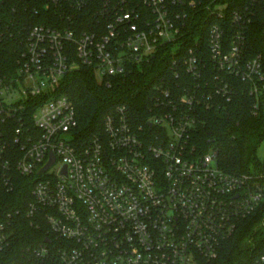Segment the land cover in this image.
<instances>
[{
	"label": "built area",
	"instance_id": "1",
	"mask_svg": "<svg viewBox=\"0 0 264 264\" xmlns=\"http://www.w3.org/2000/svg\"><path fill=\"white\" fill-rule=\"evenodd\" d=\"M88 18L63 15L54 25L28 29L16 74L0 78V188L18 173L33 180L28 213L44 220L43 241L27 264H207L241 220L264 206L262 166L242 174L218 165V151L193 144L199 109L221 108L237 96L221 73L249 84L257 114L264 93L259 58L244 61L243 35L227 42L220 22L241 24L221 0H44ZM203 6L208 51L196 41L182 55L190 8ZM170 47L175 86L156 85L146 126L126 105L103 122L100 135L78 136L72 101L58 93L62 78L88 67L108 86L134 65ZM208 63L210 64L208 66ZM208 66V67H207ZM46 100L39 103V98ZM151 123V124H149ZM46 171L40 173L51 161ZM10 237L0 231V264ZM264 264V256L261 258ZM10 261L8 264H15Z\"/></svg>",
	"mask_w": 264,
	"mask_h": 264
},
{
	"label": "trees",
	"instance_id": "2",
	"mask_svg": "<svg viewBox=\"0 0 264 264\" xmlns=\"http://www.w3.org/2000/svg\"><path fill=\"white\" fill-rule=\"evenodd\" d=\"M221 1L227 2L228 9L237 11L242 17L240 25L230 20L220 22L227 42L234 41L236 28L240 26L243 59L259 58L264 74V0ZM44 3V0H0V78L7 79L16 74L30 27L62 24L63 15L76 14L85 20L89 15L87 8L80 12L68 5L47 9ZM188 12V36L181 53L183 55L198 41L205 49L206 58L210 26L219 22L210 17L203 6L190 8ZM176 57L170 47L163 48L150 62L134 65L126 76L112 77L110 86L101 82L88 67L67 73L61 80L58 93L67 96L76 108L78 136L86 140L100 135L106 115L118 105H126L133 121L146 126L153 107L149 97L155 95L154 87L163 81L175 86L182 79L172 71ZM221 77L235 84L237 96L221 108L199 109L200 123L192 142L201 154L214 147L218 151V165L226 172L242 174L261 168L259 150L264 146V93L255 114L252 105L256 99L246 93L249 84L223 73ZM45 100L41 97L38 101ZM32 201V177L17 173L9 187L0 188V231L10 237L6 264L10 261L27 264L24 261L28 250L32 252L43 241L47 223L29 215ZM262 256L264 206L239 222L236 232L222 244L219 255L207 264H262Z\"/></svg>",
	"mask_w": 264,
	"mask_h": 264
},
{
	"label": "water",
	"instance_id": "3",
	"mask_svg": "<svg viewBox=\"0 0 264 264\" xmlns=\"http://www.w3.org/2000/svg\"><path fill=\"white\" fill-rule=\"evenodd\" d=\"M151 124V123H149ZM55 161V158H54V155H52V159L51 161L43 168V170L40 172V173H43L44 171H46L49 167H51V165L54 163Z\"/></svg>",
	"mask_w": 264,
	"mask_h": 264
},
{
	"label": "rangeland",
	"instance_id": "4",
	"mask_svg": "<svg viewBox=\"0 0 264 264\" xmlns=\"http://www.w3.org/2000/svg\"><path fill=\"white\" fill-rule=\"evenodd\" d=\"M213 149H214V147H211L210 151L213 152ZM259 156L261 158H264V146H262V148L259 150Z\"/></svg>",
	"mask_w": 264,
	"mask_h": 264
}]
</instances>
